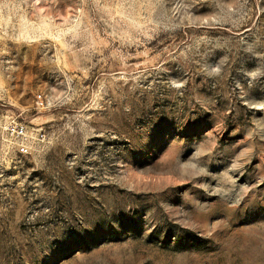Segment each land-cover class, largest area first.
Wrapping results in <instances>:
<instances>
[{"label": "rangeland", "instance_id": "rangeland-1", "mask_svg": "<svg viewBox=\"0 0 264 264\" xmlns=\"http://www.w3.org/2000/svg\"><path fill=\"white\" fill-rule=\"evenodd\" d=\"M0 264H264V0H0Z\"/></svg>", "mask_w": 264, "mask_h": 264}, {"label": "built area", "instance_id": "built-area-1", "mask_svg": "<svg viewBox=\"0 0 264 264\" xmlns=\"http://www.w3.org/2000/svg\"><path fill=\"white\" fill-rule=\"evenodd\" d=\"M10 132L12 135H15L18 138L24 139L26 142L29 138H34L36 140L44 138V136L41 133L35 130L32 132H28L26 127L19 126L16 124L10 126ZM18 151L22 154H28L29 146L27 145V143H21L18 146Z\"/></svg>", "mask_w": 264, "mask_h": 264}]
</instances>
